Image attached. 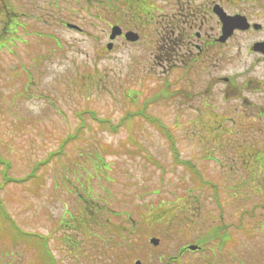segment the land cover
I'll use <instances>...</instances> for the list:
<instances>
[{
  "label": "rangeland",
  "instance_id": "374dc122",
  "mask_svg": "<svg viewBox=\"0 0 264 264\" xmlns=\"http://www.w3.org/2000/svg\"><path fill=\"white\" fill-rule=\"evenodd\" d=\"M13 3L0 0V42L4 41L2 33L9 36L2 20L14 15L12 5L18 7L19 22L25 25L16 27L12 42L0 46V201L16 221L22 238L3 234L1 227L8 225L0 219V264H45L43 255L49 254L35 247L34 241L26 243L27 232L47 238L56 264H132L133 259H141L144 252L140 248L147 246L137 248L132 241L128 244L135 237L128 235V228L134 221L144 224L148 231L140 214L164 212L154 206L148 210L150 203H165L169 214L165 218L169 219L165 224L157 223L164 224V229L150 231L160 237L161 245L148 264H163L169 254L177 253L179 244L196 242L211 228H227L236 238L231 243L233 249L217 251L215 256L222 264H253L255 251L260 260L254 262L264 261V194H256L257 190L264 191V186L254 185L250 168L240 166L238 157L228 166L230 157L244 147V161L246 155L254 159L255 140L240 139L223 148L225 142L218 140V134L209 133L208 125L216 127L211 122L214 117L187 121L189 109L183 102L186 85L182 79L174 86L179 89L176 98L164 96L170 90L163 86L161 78L166 75L161 77V65L153 54H140L141 46L137 42L129 45L124 38L106 48L111 25L125 24V0ZM62 20L70 25L77 22L83 30L63 26ZM211 24L214 27L216 23ZM226 69L240 73L244 68L241 64L230 69L226 65ZM174 72L169 74L172 79ZM137 111L158 119L153 123L135 115ZM176 117L178 122L173 123ZM97 118L108 119L111 124H102ZM112 124L116 129L110 128ZM168 128L173 145L164 132ZM173 147L179 153L177 159L190 162L203 180L218 183L223 219L217 216L215 221L204 222L203 210L184 211L196 204L183 201L189 194L208 210L218 206L209 188L199 183L188 165L175 163ZM210 147L216 150L210 151ZM104 149L112 151L106 153ZM97 151L102 152V158ZM48 156L51 160L44 164ZM34 166L36 178L8 181L22 179ZM236 183L237 193H241L237 196L231 191ZM65 210L66 216L80 212L78 219L84 223L77 226L78 220L72 223L67 217L72 228H66L62 224ZM109 221L110 231L100 235L109 241L93 237L97 234L86 241L85 231L101 230ZM119 232L128 239L116 236ZM198 255L202 263L207 254Z\"/></svg>",
  "mask_w": 264,
  "mask_h": 264
},
{
  "label": "flooded vegetation",
  "instance_id": "af4514ba",
  "mask_svg": "<svg viewBox=\"0 0 264 264\" xmlns=\"http://www.w3.org/2000/svg\"><path fill=\"white\" fill-rule=\"evenodd\" d=\"M125 8L123 30L137 33L138 40L127 41L125 35L119 38H124L129 45L137 42L141 46L140 54H153L160 63L161 77L166 75L161 78L163 86L171 91L164 96L173 95L176 98L179 89L174 86L182 79L186 85L183 102L189 109L186 113L188 122L192 123L197 120L195 118L214 117L212 120L223 128L220 133L226 138L255 140L256 157L249 163L246 161L245 167L250 168L257 184L264 186V158L260 152H264V0H139V3L137 0H126ZM12 9L14 15L10 17V22L17 33L16 27L25 23L19 22L18 7L12 5ZM218 9L230 16L244 17L243 24H248L247 27H237L232 35L224 37L225 23L220 19ZM68 22L62 20L61 24L67 26ZM211 23L216 24L212 27ZM234 47L236 52H233ZM241 64L244 68L242 72L228 73L226 65L230 69ZM173 69L174 79L169 77ZM176 119L172 122L177 123ZM225 123L231 126L228 128ZM233 186L237 191L238 183ZM256 194L263 195L264 191L257 190ZM214 203L218 208H209L206 213L223 219L222 201ZM254 207L258 208V205ZM252 214L258 215L257 212ZM207 231L215 235L212 242L198 243L200 248L194 251L188 248L190 243L179 244L177 253L170 254L164 264H222L215 255L227 246L232 248L231 243L236 240L234 232L227 228L226 231L214 228ZM131 234L135 236L131 240L133 245L138 248L147 246L140 248L144 252L140 254L141 264H145L148 257L156 255L161 243L150 246L148 241L154 237L152 232L134 231ZM203 252L207 255L200 263L198 254ZM255 259L260 260L256 251L253 264H256Z\"/></svg>",
  "mask_w": 264,
  "mask_h": 264
},
{
  "label": "trees",
  "instance_id": "16d2710c",
  "mask_svg": "<svg viewBox=\"0 0 264 264\" xmlns=\"http://www.w3.org/2000/svg\"><path fill=\"white\" fill-rule=\"evenodd\" d=\"M138 1V3H139V0H137ZM10 17V16H9ZM9 17H6V24L7 25H3V27H4V32H6V33H9L8 35V37H10V36H14V33L16 32V30L14 31V28H13V24H11V20H10V18ZM3 35H4V33H2ZM13 39V38H12ZM17 40V39H16ZM7 42H10V39H8V40H5L4 39V41H2V42H0V46H4ZM93 113V112H92ZM93 115H94V113H93ZM97 120L98 121H100V123H102V124H105L106 122L107 123H110L111 124V122L107 119V120H102V119H99V118H97ZM116 125H110V128L111 129H116V127H115ZM80 127H82V126H80ZM168 131V130H167ZM219 139H220V137H218ZM170 140H171V142H172V145H173V142H174V138H170ZM211 146V145H210ZM174 148V150H175V148L176 147H173ZM104 151L106 152V153H108V152H110V151H112V149L109 151L108 149H104ZM175 159H176V163H183V164H187L188 165V168L189 169H191V170H193V171H195V173L196 174H198V172H196L197 170L194 168V166H192L191 164H190V162H188V161H183V160H179V159H177V155L179 154L178 153V151H176L175 150ZM97 156H98V158H102V152L101 151H97ZM51 160V158H50V156H48L47 158H46V161H43L44 162V164H47V162L48 161H50ZM35 171V170H34ZM34 171H32L31 173H33ZM3 175H6L5 173H3ZM28 176V175H27ZM27 176L26 177H23V179H27ZM197 177H198V175H197ZM18 179H21V178H18ZM13 181H18V180H16V179H13ZM3 208V206L1 207V209ZM0 219H1V223H3V222H6L7 223V225H8V227L7 226H2L1 228H2V230H4V232L3 231H1L3 234L5 233V234H9L10 236L11 235H14L16 238H17V236H18V231H20V229L17 227V225L14 223V221L11 219V217H10V215L7 213V211L4 209V210H2V213H0ZM74 219V218H73ZM18 230V231H17ZM21 234L19 233V236H18V239H21L22 238V236H20ZM34 236H36V238H30L29 236H27V240H26V243H28V244H30L31 245V242L32 241H34L35 242V244H34V246H36L37 247V244H39V243H43L44 241H45V238L42 236V235H34ZM14 239V238H13ZM16 242L18 241L17 239H14Z\"/></svg>",
  "mask_w": 264,
  "mask_h": 264
},
{
  "label": "water",
  "instance_id": "95a60500",
  "mask_svg": "<svg viewBox=\"0 0 264 264\" xmlns=\"http://www.w3.org/2000/svg\"><path fill=\"white\" fill-rule=\"evenodd\" d=\"M221 18H226V16H224V14H220ZM229 20V21H228ZM231 19L227 18V24L225 25L226 26V31L228 33V35L231 33V31L233 30V28L236 26V22H231L230 21ZM225 21V20H224ZM122 34V29L120 28V26L116 25L113 27L112 29V33L110 35V38L111 39H115L117 35H121ZM131 36H134L133 34ZM130 34L128 33L127 34V37L130 38V39H135L134 37L131 38ZM112 47V43H109L108 44V48H111ZM155 244L158 243V240L156 239H153L152 240ZM192 248H195V247H192Z\"/></svg>",
  "mask_w": 264,
  "mask_h": 264
}]
</instances>
